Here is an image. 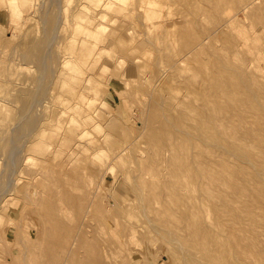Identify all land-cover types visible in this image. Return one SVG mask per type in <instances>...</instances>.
<instances>
[{
    "label": "rangeland",
    "instance_id": "374dc122",
    "mask_svg": "<svg viewBox=\"0 0 264 264\" xmlns=\"http://www.w3.org/2000/svg\"><path fill=\"white\" fill-rule=\"evenodd\" d=\"M242 1L0 0V264H180L182 255L187 258L174 243L165 242L169 238L159 223L150 227L145 222L138 205L147 195L145 188L162 194L173 188L167 186L170 176L166 182L177 163V157L169 161L171 151L179 138L180 142L185 138L175 127L195 124L197 114L202 113L199 94L216 89L212 81L202 82L201 62L211 65L208 72L226 71L217 59L235 62L233 51L243 46L239 41L245 33L251 35L249 46H264V24L240 9L246 0ZM256 4L264 13V0ZM237 10L239 24H227L226 18ZM190 46H196L193 53ZM199 46L203 50L197 52ZM243 72V90L229 88L225 93L242 99L252 117L249 105L255 94L247 88L260 89L264 105V78L259 77V70L251 80L250 71ZM226 76H216L217 84L227 87ZM237 111L245 113L239 107ZM181 121L185 124L180 125ZM167 133L175 136L166 141ZM155 147L160 164L155 163ZM225 159L234 162L232 157ZM144 163L156 166L146 164L150 171L145 177ZM249 175H236L235 180L251 176L253 181ZM140 177L151 186L155 183L152 189L143 180L142 185L138 183ZM251 181L247 184L260 191V184ZM246 187L240 192L252 197L255 191ZM228 190L220 189L222 199L215 205L232 195ZM202 192L196 194L204 197ZM248 198L241 200L243 207ZM127 224L136 227L134 234ZM178 231L180 235L186 232ZM116 234L124 247L119 248ZM89 242L95 243L93 248H88ZM99 247L109 255L102 250L99 256ZM121 249L130 256L119 255ZM88 250H94L93 259L101 261H92Z\"/></svg>",
    "mask_w": 264,
    "mask_h": 264
},
{
    "label": "bare ground",
    "instance_id": "6f19581e",
    "mask_svg": "<svg viewBox=\"0 0 264 264\" xmlns=\"http://www.w3.org/2000/svg\"><path fill=\"white\" fill-rule=\"evenodd\" d=\"M13 1H15V0H13ZM256 2H258V0H246L245 2L242 3V6L240 7V9L243 10V12L246 15H248V17H250L252 20L256 21L259 24H264V13L262 11L263 9L260 10V8L257 5L258 3L256 4ZM261 5L264 7L263 4H261ZM238 13H239V11L237 10L232 17L228 16L226 18V19H228V21H226V23L227 24L228 23L229 24H233V23L239 24L238 19H237L239 17ZM223 25H224L223 23L220 25L217 24L215 28H220ZM250 36L251 35L249 33H245V34L241 35L242 38H240L239 42L243 46H235L236 49L233 51V54H232V59L235 62H227V61H224L220 57L217 59V62L220 65H222L226 71L208 72L207 71L208 66H211V65L206 60L201 62V66L198 70V72H199L198 74L200 76H202V82L212 81L216 85V89L214 92L204 91V92L199 94V97H198L199 103L197 102V104L201 108L202 113L197 114L198 119H197L195 124H193V125L190 124L189 125L190 127L189 126L183 127V128L175 127L176 129H179L184 134L185 138L181 142H180V138H179L178 139L179 141L178 142L176 141L177 142L175 144L176 147L173 146L174 148H172V151H171L172 155L169 154V156L170 155L172 156V158L170 160L168 159L169 161H173L172 159H174V157H177L176 159H174V161L177 160L176 161L177 163H175V166L172 165L173 168H172V171L170 172L173 177L171 176V174L167 175V177H166V182L168 181L167 178H169V176L172 178L169 180L172 182L167 183V186L169 185V187L172 186L173 188H169L170 189L169 191L167 189V192H165L164 194H162L164 191L163 192L161 191L162 193H160V192H157L155 190H149V189L146 190V188H145V191H148L146 193L147 195L144 197L143 196L141 197L142 201L138 205V207L140 209L139 210L140 214L145 218V222L150 227H152L153 225L155 226L156 223H159V226L163 227V228L160 227V229L166 230V233H167L168 238H169V240L168 241L165 240V242L167 243L170 241V242L174 243V245L179 250V252L187 255V258L182 255V260H181L180 264H264V241L262 240V238L264 239V237H263L264 236V118L261 117V111L264 109V105L261 103V100H260V92L261 91L258 88H254V90L247 88L248 91H251L252 93H254L256 95V97H255V95H253V97L255 98L254 102L249 105V109L254 111L252 117H249V115H248L249 110L247 108L246 103L243 102L242 99H239L235 93L234 94H226L225 93V91L228 90L229 88H233L235 91H238V92L243 90V88H244V81L243 80L246 78L243 70L250 71V73L252 74V76L248 77L250 80L254 79L256 77L255 70H259V72H260L258 74L259 77L264 78V46H258V44H255L253 46H249ZM190 47H192V46H190ZM202 47L203 46H201L197 52L202 51L203 50ZM188 49L189 48H187V50ZM195 49H196V46L195 47L193 46L189 51H191L193 53V51H195ZM197 49H198V46H197ZM185 54H187V53H185ZM25 55L27 56V54H25ZM177 61H178V59H177ZM238 71L242 75V77L238 73ZM220 74L227 75L226 76L228 79V86L227 87H224V85L217 84L216 76H218ZM211 87H212V85L210 84V89H211ZM238 107L244 109L245 113L240 114L237 111ZM183 124H185V123L183 121H181L180 125H183ZM166 135H168V136H165L166 141H167V137H169V139H170V137H171V139H173V136H175V135L168 134V133ZM159 139H161V138H159ZM163 142H164V140H163ZM251 142L253 143V146L250 145ZM162 143H160V144H162ZM166 143L167 142H165V144ZM160 144L157 147H160ZM164 147H167V146L164 145ZM154 149H155V152H157L155 154H158L154 157L155 163L157 162L158 164H160V162H159L160 160L158 161V157H160V154L158 151H156V147ZM160 149L162 150L161 147H160ZM217 150L220 151L219 155L216 154ZM156 157H157V161H156ZM226 157H232L234 162H230L229 160H226L225 159ZM140 158L141 157H139V159ZM150 158H152V157H150ZM144 159L146 161L147 158H144ZM217 159H220L218 161H220L219 163H221V164L218 165V163L216 161ZM140 161H143V160L140 159ZM148 163H150V161ZM148 163H146V164H148ZM162 163H163V161H161V164ZM171 163H174V162H171ZM146 164L144 165V167L148 166V165H149V167H152V166H154V168L156 167L153 164H152V166H150L151 164H148V165H146ZM140 165L138 164V166H140ZM169 166H171V165H169ZM218 166H220L221 168L219 167L220 169H218L217 168ZM142 168L140 167L141 170H142ZM145 168H146V171L142 172L143 173L142 175H144V173L150 171V170L148 171L147 167H145ZM145 168L142 171H144ZM169 168L171 169V167H167V169H169ZM149 169H151V168H149ZM167 169H165V170H167ZM138 170H139V167H138ZM151 171L153 172L154 170L151 169ZM161 171H162V169H161ZM152 172L149 174L150 175L153 174ZM168 172L169 171H167V173ZM128 174L129 173H127V175ZM249 174L252 175V177H254L253 181H251L249 179L251 177ZM135 175H137V174H135ZM145 175H147V174H145ZM145 175L143 177H145ZM153 175L155 176L157 174L155 173ZM236 175L237 176L240 175L243 177L246 175H249L250 177L247 180L251 181L254 184L256 181V185L259 186V184H260V186L262 187V188H260L261 190L260 191H256V189L253 190V188H256V187H251L249 184H247L249 182L246 180V178H243L244 180H241V177L239 176L235 180ZM157 176H159V175H157ZM146 177H149V175ZM151 177L154 178L153 176H151ZM67 178H68V176H67ZM138 178H139V176H138ZM138 178H137V181H139L138 183H141L140 181H142L143 179H141V177H140V179L138 180ZM149 179H150V177H149ZM155 180H158V179L155 178ZM144 181H145V179L143 180V182ZM147 182H149L148 178H147ZM145 183H146V181H145ZM145 183H144V185H145ZM163 184H166V183H163ZM141 185H142V183H141ZM149 185H150L149 187H151V189H152L153 185L152 186H151V184H149ZM246 185H248V189H250L251 191H255V193H254V195H252V197H249V198L247 196H244L246 198H245V200H243L244 197H243V194L241 192L244 189L246 190V188H247ZM134 186H135V184H134ZM138 186H139V184H138ZM164 187H165V185H164ZM141 188H142L141 190L144 189V187H141ZM228 188H230V190L232 191L231 196H234V198L229 196L230 190H228L229 195L227 194V196H229V198H228L229 200H232V199L236 200L238 196H242L240 199L243 201H246L247 198L249 199L247 202H244V204H245L244 207H243V204L241 203V200H238V199H237L238 201L236 200V202H237V204L239 203V205H240V203L242 204V206H239L241 208L237 207L238 205L235 203L234 200H232L229 203L228 199L225 202L222 201L223 202L222 205H220L221 203L220 204L216 203V205H215V202H218L219 199H222V198H219L221 196L220 195V189H228ZM153 189H155V188H153ZM257 189L259 190V188H257ZM134 191H135V189H134ZM200 191L204 192V197L203 196L202 197H203V199L204 198L206 199L205 201H207V204L210 206L205 207L203 205V203L205 201L201 200L202 197H200V195H197L198 193L196 194V192H199V194H200ZM237 191L238 192L241 191L240 192L241 195H239V193ZM139 192H141V191H139ZM222 192H224V190ZM59 194H62V193L60 192ZM73 194L74 193H72V195ZM135 194H137V193H135ZM64 196H66V195L64 194ZM73 196H71V198H73L71 200L75 201V199L77 197L74 196L75 197V199H74ZM215 197H218L217 201H215V199H216ZM33 198L35 199L34 196H33ZM66 198H67V196H66ZM58 199H60V197ZM94 199L95 198H92V200H94ZM202 201H203V203H202ZM232 202L235 204H233ZM254 202H255V204L257 203V207H260L259 208L260 210L257 207H255L256 206L255 204L252 205V203H254ZM67 203H69V202H67ZM67 203H65V204H67ZM76 203H77V201H76ZM89 203H91V202L89 201ZM79 204H80V201H79ZM82 204H83V202H82ZM97 204L99 205V203H97ZM258 204H259V206H258ZM261 204H263L262 205L263 207L261 206ZM59 205H61V204H59ZM67 205H66V207H67ZM116 205H117V203H116ZM234 205H237V206H234ZM63 206H65V205H63ZM82 207H83V205H82ZM87 207H86V209H87ZM104 207H105V205H104ZM242 207H243V209H242ZM56 208H60V207H56ZM211 208H212V210H211ZM81 212H82V209H81ZM117 212L118 211H116V213ZM175 212H176V214L179 213L180 215L178 214L176 216ZM243 212H245V214H243ZM58 214H59V211H58ZM85 214H86V212H85ZM89 214H90V212H89ZM121 214H123V209H122ZM127 214L128 213L126 212V217H127ZM73 215H75V213ZM79 215H81V213H79ZM136 215H138V214H136ZM119 216H121V215H119ZM76 217H78V216H76ZM138 217H139V215H138ZM77 219L80 220V218H77ZM88 219L90 220V218H88ZM85 220H86V218H85ZM140 220L142 221L141 218H140ZM84 223H86V222H84ZM98 224L100 225V223H98ZM101 225H100V227H101ZM77 226H79V225H77ZM92 226H94V225H92ZM130 227L131 228H129V227L128 228L131 229L132 232H129V233L132 234L133 230L135 232L136 227L133 224L130 225ZM175 227H177V228H175ZM80 228H82V227H79V229ZM102 228L104 229L105 226L102 225ZM102 228H100V229H102ZM115 228H116V226H115ZM178 228L180 230H184L186 232L183 235H180L181 233L178 231L179 230ZM155 229H156V227H155ZM75 230H77V229H75ZM92 230H94V229H92ZM153 231H154V229H153ZM82 232H85V231H82ZM90 232H91V234L94 233L93 231H90ZM113 232L114 231H112V233ZM117 232H114V233H117ZM125 232H126V230H125ZM161 232H156V233H161ZM79 234H81V233H79ZM111 235L114 237L113 234H111ZM162 235H164V233ZM92 236L94 237V234H92ZM130 236H129V238H131ZM93 237H91V235L89 236V238L90 239L92 238V240H93ZM103 238H104V236H103ZM115 238H116L115 240L117 241L119 248L124 247L125 242L122 240L120 235L116 234ZM163 238H164V236H163ZM108 239H106V241ZM133 239H135V237ZM110 240H108V241L109 242L113 241V240H111V241ZM109 242H107V243H109ZM75 243H76V241H75ZM102 243H100V245H102ZM93 244H95V243H93ZM93 244L89 242L88 248H90V247L93 248L92 247ZM111 244H115L114 241ZM168 244L170 245V243H168ZM98 246H99V244H98ZM126 246H128V245H126ZM105 247L106 246H104V248ZM112 247H114V246H112ZM112 247H109V249ZM172 247H173V245H172ZM95 248L97 249V245L94 247V249ZM72 249H73V247H72ZM74 249H76V247ZM74 249H73V251H74ZM96 249H95V251L94 250L93 251L96 252ZM99 249H101V250H99L100 252L97 251L100 253L99 256L104 254L107 251L106 249H105L106 251H104L103 247H101V248L99 247ZM102 250L104 251V253L101 254ZM111 250L112 249H110V251ZM118 250H120V249H118ZM93 251H91V252L93 253ZM126 251H127V248H126ZM129 251H130V249H129ZM173 251L175 252L176 250H173ZM91 252H90V250H88L87 253H89V254H87V253L86 254L90 255ZM108 252L109 251H107L106 255H109ZM111 252L114 253L115 251L113 250ZM111 252H110V256L113 255V257H114V254H112ZM123 253L126 257L127 254H125V251L121 249L119 255H121ZM178 253H176V254H178ZM92 255H94V253L90 255V257H92V259L90 257H89V259H91L93 261L94 256H92ZM95 255L98 256V254H95ZM71 256H74V255L71 254ZM122 256H119V257H122ZM127 256H130V253H128ZM175 258L178 259L177 257H175ZM95 259H96V256H95ZM97 259L99 261H101L102 258L99 259V257H98ZM98 260H94V261L99 262ZM103 260H104V258H103ZM108 261H110V260H108ZM114 261L116 263L117 260H114ZM119 261H121V260L119 259ZM79 263H81V262H79ZM105 263H107V260H105ZM176 263H177V261H176ZM112 264H113V262H112ZM121 264H122V262H121ZM124 264H125V262H124Z\"/></svg>",
    "mask_w": 264,
    "mask_h": 264
}]
</instances>
